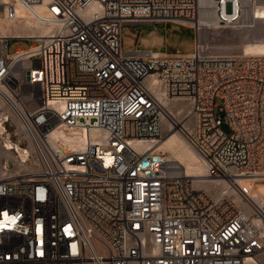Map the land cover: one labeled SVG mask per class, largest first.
<instances>
[{
	"label": "built area",
	"instance_id": "2783aa9c",
	"mask_svg": "<svg viewBox=\"0 0 264 264\" xmlns=\"http://www.w3.org/2000/svg\"><path fill=\"white\" fill-rule=\"evenodd\" d=\"M210 2L264 23V0ZM18 9L47 31L0 35V264H264V54L214 51L198 0H0V19ZM161 22L193 50L122 49L123 25ZM169 126L203 175L141 148Z\"/></svg>",
	"mask_w": 264,
	"mask_h": 264
},
{
	"label": "rangeland",
	"instance_id": "374dc122",
	"mask_svg": "<svg viewBox=\"0 0 264 264\" xmlns=\"http://www.w3.org/2000/svg\"><path fill=\"white\" fill-rule=\"evenodd\" d=\"M250 24L248 21H242L233 25L217 24L221 28L206 26V30L202 35L216 52H243V43L264 36V23L256 24L255 26L253 24V28L255 27L256 30H250L252 27H242V25ZM9 34L13 35V33ZM7 43V52L11 53L17 47H27L29 41L27 39H8ZM121 44L124 50L145 48L162 51L167 54H186L190 53L194 48V31L188 26L173 22H161L155 25H123L121 28ZM7 128L10 131L14 129L12 122L8 123ZM170 133L171 129H165L163 138L159 141L166 140ZM1 163L2 166H5L7 158L3 153V148L0 146V170H2Z\"/></svg>",
	"mask_w": 264,
	"mask_h": 264
},
{
	"label": "bare ground",
	"instance_id": "6f19581e",
	"mask_svg": "<svg viewBox=\"0 0 264 264\" xmlns=\"http://www.w3.org/2000/svg\"><path fill=\"white\" fill-rule=\"evenodd\" d=\"M198 3L201 9L199 10L197 19L191 24L201 28V34L205 32L206 26L219 28L220 26L217 25V22L212 17L211 11L206 8L210 6V0H198ZM37 9L40 8L38 7ZM258 13L261 14L260 17L264 18V8ZM17 16L19 17L17 21L0 19V35L6 36L9 35V33H13L14 36H23L22 34L29 36H42L47 31L45 26L40 25L36 21L32 20L25 10L18 9ZM255 25L256 24H254V26ZM242 27H251V25H242ZM253 29H255V27L250 28V30ZM242 51L247 54H264V36H260V38L251 40L250 42L243 43ZM170 111L173 114L178 115V113L175 112L173 108H170ZM168 129H171V133L169 134L168 138H166V140L158 141L156 144L146 143L142 145L141 148H146L149 146L151 150L164 153L169 159L180 162L188 174L203 175L205 173V166L197 152L187 142L182 132L177 127L169 126ZM1 130L2 128L0 127V131ZM19 152L20 158L25 159V155L20 150ZM3 153L5 154L6 158H13L10 153L5 152L4 150ZM2 174L3 172L0 170V176H2ZM249 183L253 189V192L264 199V179H254Z\"/></svg>",
	"mask_w": 264,
	"mask_h": 264
},
{
	"label": "water",
	"instance_id": "95a60500",
	"mask_svg": "<svg viewBox=\"0 0 264 264\" xmlns=\"http://www.w3.org/2000/svg\"><path fill=\"white\" fill-rule=\"evenodd\" d=\"M146 164V163H145Z\"/></svg>",
	"mask_w": 264,
	"mask_h": 264
}]
</instances>
